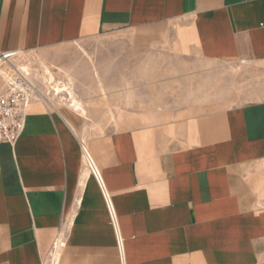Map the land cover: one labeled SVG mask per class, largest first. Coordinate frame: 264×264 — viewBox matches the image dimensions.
Wrapping results in <instances>:
<instances>
[{
	"label": "crops",
	"instance_id": "1",
	"mask_svg": "<svg viewBox=\"0 0 264 264\" xmlns=\"http://www.w3.org/2000/svg\"><path fill=\"white\" fill-rule=\"evenodd\" d=\"M105 37L251 66L252 95L88 137L39 93L0 142V264H261L264 0H0V51Z\"/></svg>",
	"mask_w": 264,
	"mask_h": 264
},
{
	"label": "rangeland",
	"instance_id": "2",
	"mask_svg": "<svg viewBox=\"0 0 264 264\" xmlns=\"http://www.w3.org/2000/svg\"><path fill=\"white\" fill-rule=\"evenodd\" d=\"M14 64L27 69L28 78L48 103L53 99L54 109L43 101L50 110L73 116L76 129L88 137L118 128L131 115L147 120L156 112L171 115L194 106L242 102L252 95L255 71L242 64L188 61L169 46L134 48L121 37L20 52ZM45 70L57 83L70 85L72 76L83 114L68 107L64 95L52 96L43 79Z\"/></svg>",
	"mask_w": 264,
	"mask_h": 264
},
{
	"label": "built area",
	"instance_id": "3",
	"mask_svg": "<svg viewBox=\"0 0 264 264\" xmlns=\"http://www.w3.org/2000/svg\"><path fill=\"white\" fill-rule=\"evenodd\" d=\"M17 57L18 51H0V142L14 143L21 136L28 107L35 98V86L14 64ZM92 173L102 187L97 171L92 170ZM103 194L117 235L112 207L107 195ZM117 243L120 247L118 238Z\"/></svg>",
	"mask_w": 264,
	"mask_h": 264
},
{
	"label": "bare ground",
	"instance_id": "4",
	"mask_svg": "<svg viewBox=\"0 0 264 264\" xmlns=\"http://www.w3.org/2000/svg\"><path fill=\"white\" fill-rule=\"evenodd\" d=\"M19 56V53H18ZM18 58V57H17ZM19 70L21 72H23L24 74H26L29 77V73L27 72V69H25L24 67L19 68ZM46 74H43V79L45 81V84L48 85V87L52 90V93H54L55 96H59L62 97L63 95L69 100L68 102L71 103V105L73 106V108H78L79 104H77V102L75 103V100L72 96V90L70 89V87H68V84L65 83H57L54 78L53 75L48 72L47 70H45ZM39 94V92L37 91V89L35 90V97H37ZM80 109V107H79ZM78 109V110H79ZM81 111V110H80ZM87 153V152H86ZM91 167V166H90ZM92 167H91V171H92ZM54 251H53V259L56 258V254H57V250H58V246L54 247ZM59 254V253H58ZM57 254V255H58ZM52 257V256H51ZM58 257V256H57ZM53 263V262H52Z\"/></svg>",
	"mask_w": 264,
	"mask_h": 264
}]
</instances>
